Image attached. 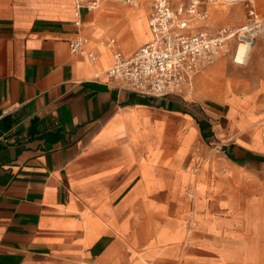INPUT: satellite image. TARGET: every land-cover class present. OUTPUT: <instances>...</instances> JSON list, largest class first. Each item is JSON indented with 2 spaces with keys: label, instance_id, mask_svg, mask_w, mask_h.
<instances>
[{
  "label": "crops",
  "instance_id": "crops-1",
  "mask_svg": "<svg viewBox=\"0 0 264 264\" xmlns=\"http://www.w3.org/2000/svg\"><path fill=\"white\" fill-rule=\"evenodd\" d=\"M109 3L0 0V264H264V83L218 61L182 95L116 87L107 43L152 34Z\"/></svg>",
  "mask_w": 264,
  "mask_h": 264
},
{
  "label": "built area",
  "instance_id": "built-area-1",
  "mask_svg": "<svg viewBox=\"0 0 264 264\" xmlns=\"http://www.w3.org/2000/svg\"><path fill=\"white\" fill-rule=\"evenodd\" d=\"M73 1L79 17L82 10H97L105 0ZM116 1L125 6L135 3V0ZM208 2L214 4V0ZM147 4L151 41L128 57L114 49V65L106 76L118 88L156 99L182 95L202 70L226 52L231 39L238 43L247 40L254 45L256 25L213 32L209 11L202 0H148ZM250 16L256 18L254 10ZM80 24L78 20L77 25ZM87 43L85 37L70 41V52L93 61L95 56L86 49Z\"/></svg>",
  "mask_w": 264,
  "mask_h": 264
},
{
  "label": "rangeland",
  "instance_id": "rangeland-1",
  "mask_svg": "<svg viewBox=\"0 0 264 264\" xmlns=\"http://www.w3.org/2000/svg\"><path fill=\"white\" fill-rule=\"evenodd\" d=\"M113 1V3H109L107 5H111L114 7H121V9H135L133 7L125 6L116 0H110ZM140 1V0H138ZM146 1V0H145ZM232 1V0H231ZM206 4L209 8V23H210V29L213 32H219L222 29H232L237 30L244 26H257L256 30L257 33L254 35L256 44L261 48V54L259 53V50L256 51V55L253 56V60L260 54V57H263L262 62L258 66V69L256 71L252 69H246L247 67H252V62H249L245 66L238 65L234 63L233 57L236 47L238 46V42L236 39H231L226 47V52L220 55L214 62L216 64L218 61H223L228 64L231 68L238 71L241 75L247 76L244 78V80L247 81V83L251 84L254 82L258 83H264V0H241L236 2H228V0H214L213 3H209L208 0H206ZM106 5V6H107ZM105 6V7H106ZM104 7V8H105ZM147 11L149 13L148 4L146 5ZM103 8V9H104ZM102 9V10H103ZM254 10L256 18L253 16H250V11ZM101 11V10H100ZM96 12H99L96 10ZM95 12V13H96ZM113 40L112 38L109 39ZM116 40V39H115ZM107 41V42H109ZM118 41V40H116ZM108 44V43H107ZM258 47V48H259ZM135 49V48H133ZM221 71H223V75H227L232 69H229L225 64H222ZM219 70V69H218ZM232 70V71H235ZM256 73V74H255ZM204 75L207 74V72L203 73ZM251 74H255L254 77L258 79H251ZM217 77V75H216ZM215 77V78H216ZM244 77V76H239ZM232 85H227V92L225 95L224 101L231 104V109L234 108L235 110H238V103L239 98L235 96L234 89ZM190 93V92H189ZM262 96V100L264 99V95ZM253 109V108H251ZM244 111H249L248 109H243ZM251 114V113H249ZM240 117L242 115H245L242 111L238 114ZM252 115V114H251ZM210 151L214 152V149L210 148ZM250 230L257 231L259 233V237L262 235V232L264 229H262V226L258 222H251L250 224ZM219 258L222 260V257L219 256Z\"/></svg>",
  "mask_w": 264,
  "mask_h": 264
},
{
  "label": "bare ground",
  "instance_id": "bare-ground-1",
  "mask_svg": "<svg viewBox=\"0 0 264 264\" xmlns=\"http://www.w3.org/2000/svg\"><path fill=\"white\" fill-rule=\"evenodd\" d=\"M108 1L110 0L103 1V3L99 6V8L102 7ZM147 1L148 0L146 1L145 0H140V1L135 0L134 5L128 6V7H136L138 5V7L141 8L147 5ZM236 1H241V0H232L230 2H236ZM148 26H149V23H148ZM108 46L114 49L117 48V44L114 40L110 41L108 43ZM257 50L260 51L255 41H254V45H250L247 40H245L243 43H239L234 52V57H233L234 63L241 65V66L247 65L249 62H252L253 56L256 55L255 53ZM260 54H261V51H260ZM260 54L258 58L260 57Z\"/></svg>",
  "mask_w": 264,
  "mask_h": 264
}]
</instances>
